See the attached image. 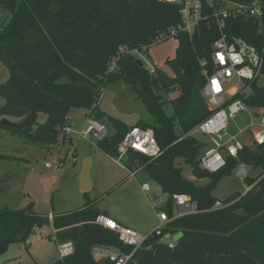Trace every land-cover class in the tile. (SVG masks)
<instances>
[{"label": "trees", "instance_id": "1", "mask_svg": "<svg viewBox=\"0 0 264 264\" xmlns=\"http://www.w3.org/2000/svg\"><path fill=\"white\" fill-rule=\"evenodd\" d=\"M0 10L9 14L0 29V62L10 72L0 85L5 101L0 129H14L48 150L64 134L73 109L86 110L88 117L101 122L97 109L103 89L118 81L132 89L153 118L154 124L136 126L154 130L163 155L152 160L131 152L126 167L145 170L169 198L185 195L198 202L199 212L168 224L165 231L181 234L174 249L161 243L153 230L135 254L137 264H264V146L252 149L247 144L238 161L228 159L224 170L210 174L201 165L208 145L191 135L211 115L203 96L202 62L209 60L218 37L213 27L202 23L193 38L186 33L178 36L176 55L165 63L170 73L157 67L151 73L136 63L134 55L123 56L111 72L120 47L143 52L158 33L180 24L178 7L156 0H0ZM238 21L241 30L234 34L264 47V18L257 23ZM171 94L176 97L170 99ZM244 100L264 107V87L254 86L253 95ZM166 104L172 105L173 117L165 112ZM41 113L47 115L44 124H38ZM3 118L14 126H3ZM109 122L114 134L96 148L114 156L133 127L113 117ZM180 158L192 165L198 178L211 181L198 186L186 179L176 165ZM239 163L262 172L249 176L252 189L247 194L231 195L223 207L214 208L219 201L212 193L215 185ZM96 203L88 198L81 209L54 215L56 244L71 242L74 253L53 264H97L91 255L95 246L132 251L112 231L92 224L103 214L95 209ZM164 210L170 218L174 216L172 200ZM44 223L50 224L48 216L38 217L32 207L28 212L0 210V256L25 242L35 226ZM24 233L25 238L18 239Z\"/></svg>", "mask_w": 264, "mask_h": 264}, {"label": "rangeland", "instance_id": "2", "mask_svg": "<svg viewBox=\"0 0 264 264\" xmlns=\"http://www.w3.org/2000/svg\"><path fill=\"white\" fill-rule=\"evenodd\" d=\"M8 17L7 12L0 10V29ZM177 47L178 40L171 39L147 52H136L133 55L136 60L142 61L147 70L157 67L170 73L165 63L175 57ZM9 77L7 65L0 62V85ZM258 85L263 87L264 80L259 81ZM175 97L176 94L169 95L170 99ZM4 102L0 95V108ZM164 110L168 116H174L171 104H166ZM97 111L102 115L101 122L106 126L109 136L114 134L109 117L118 119L128 127L140 123L154 124L145 105L137 100L135 93L123 81L109 84L103 89ZM86 113L83 109H73L69 114L70 124L67 126L71 134H61L58 143L48 150L14 129H0V210L25 211L32 207L33 212L40 218H45L51 213L61 216L81 209L89 198L97 202L95 209L118 213L127 223L125 226L148 236L160 226V222L141 186L147 183L154 187L156 183L149 178L145 170L130 178V174L109 159L107 154H100V150L92 141L81 139L79 133L87 126ZM250 113L254 114L255 111L248 108V112L231 120L230 132L236 133L246 128L251 123ZM254 119L260 121L256 116ZM46 120L47 115L39 114L38 124H44ZM67 137H70L72 142H64L63 139ZM196 138L208 145L206 151L212 147L210 137L199 133ZM243 141H246L250 148H256L254 141L249 140L248 134L244 136ZM67 155V158L75 159L76 163L73 166L66 164L61 167ZM87 157H91L93 163L90 174L92 188L87 196H84L80 188V171ZM126 161H122L124 166ZM46 164L52 167L46 168ZM176 165L181 168L186 179L198 186L207 185L211 181L209 178H198L192 165L184 159H178ZM261 172L262 169L249 167L250 177H256ZM212 193L221 202L231 195L244 194L245 187L236 176V169L224 175ZM147 229L149 230L145 231ZM180 238V233L174 235L176 242ZM59 258L53 224L50 222L36 225L25 242L12 245L6 254L0 256V264H53Z\"/></svg>", "mask_w": 264, "mask_h": 264}, {"label": "built area", "instance_id": "3", "mask_svg": "<svg viewBox=\"0 0 264 264\" xmlns=\"http://www.w3.org/2000/svg\"><path fill=\"white\" fill-rule=\"evenodd\" d=\"M156 1L177 6L180 24L158 33L151 44L143 48V52H147L171 39H177L181 33H186L190 38H193L202 23H205L209 28L213 27L218 33L217 39L212 44L209 60L202 62L206 76L203 96L211 110V115L196 127L191 135L200 133L211 138L212 147L204 153L201 165L210 174L219 173L227 167L228 159L236 161L240 159L242 151L248 144L243 141L246 134L256 146H264V107L250 106L244 100L253 95L254 86L262 88L258 82L264 80V47H257L234 34V32L237 33L241 30L238 20L257 23L264 18V0ZM136 52L140 51L138 49L131 50L126 46L120 47L117 56L112 60L110 71L115 70L123 56L133 55ZM150 72L154 73V69ZM233 84L235 86H230ZM248 108L255 111L254 114L250 113L251 123L246 128L231 133L230 121L235 119L237 115L248 112ZM254 116L260 121H255ZM64 133L69 135L71 133L70 128L66 127ZM79 137L90 140L97 146L98 143L105 141L109 135L102 122L94 116H89L87 126L79 133ZM131 152H136L152 160L163 155V150L156 139L154 130L139 126L131 128L117 146L115 155L109 156L115 164L128 171L130 176L134 178L139 170L130 171L122 164V161L127 160ZM75 163V159L68 158L61 167L66 164L73 166ZM51 167L52 165L46 164V168ZM236 176L245 187L244 194H247L252 189V186L247 182L249 166L245 163H239L236 167ZM141 189L147 196L160 222V226L154 229L156 235L160 238L161 243L169 249H174L177 242L171 232L165 231L168 224L176 218L197 214L199 212L198 202L188 199L185 195H174L169 198L163 187L157 183L154 187L145 183ZM171 200L175 211L172 218L164 210ZM221 207H223V202L218 201L214 208ZM48 219L53 222L54 215L49 214ZM92 224L112 231L123 246L132 248L131 252H124L117 248L95 246L91 251L95 263L137 264L135 254L143 248L149 235L143 236L104 213L99 214ZM57 245L60 260L73 255L74 246L71 242Z\"/></svg>", "mask_w": 264, "mask_h": 264}, {"label": "water", "instance_id": "4", "mask_svg": "<svg viewBox=\"0 0 264 264\" xmlns=\"http://www.w3.org/2000/svg\"><path fill=\"white\" fill-rule=\"evenodd\" d=\"M136 63L140 66V67H144L142 61L136 60ZM144 91L147 92V89L144 87ZM2 125L12 128L14 126V124L9 121L6 118L2 119ZM93 163H92V158L91 157H87L81 166V171H80V188H81V192L83 193H88L91 188H92V182H91V169H92ZM29 209L25 210V212H28ZM26 234H22L18 236V239H22L25 238Z\"/></svg>", "mask_w": 264, "mask_h": 264}, {"label": "crops", "instance_id": "5", "mask_svg": "<svg viewBox=\"0 0 264 264\" xmlns=\"http://www.w3.org/2000/svg\"><path fill=\"white\" fill-rule=\"evenodd\" d=\"M87 114V113H86ZM69 122H70V117H69ZM71 134V133H70ZM69 134V135H70ZM66 140H69V141H71L72 142V139L70 138V137H67L66 138ZM100 152V154H103V155H105V153H103V152H101V151H99ZM107 157L110 159V157L107 155ZM124 170V169H123ZM126 171V170H125ZM140 171H143V169L142 170H139V172ZM128 174H129V172L128 171H126ZM137 176V175H136ZM130 178H132L131 176H130ZM102 213H104V214H106L107 216H109L110 218H112V219H114L115 221H117V222H119L120 224H122V225H124V224H127L125 221H124V219L118 214V213H115V212H113V213H111V212H109V211H102ZM53 214V213H52ZM54 215V214H53ZM125 226V225H124ZM127 227V226H126ZM129 228V227H128ZM150 229V228H149ZM149 229H147V230H145V231H148ZM153 232V231H152ZM151 232V233H152ZM150 233V234H151ZM54 234H55V231H54ZM149 234V235H150ZM58 260H60V258L58 259ZM57 260V261H58Z\"/></svg>", "mask_w": 264, "mask_h": 264}]
</instances>
